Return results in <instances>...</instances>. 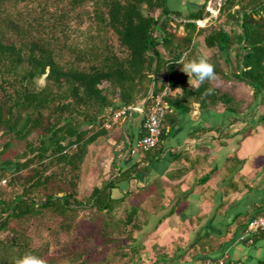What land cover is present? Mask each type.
I'll list each match as a JSON object with an SVG mask.
<instances>
[{
    "label": "trees",
    "instance_id": "1",
    "mask_svg": "<svg viewBox=\"0 0 264 264\" xmlns=\"http://www.w3.org/2000/svg\"><path fill=\"white\" fill-rule=\"evenodd\" d=\"M214 1L216 18L223 22L200 26L198 20L215 19L206 9L208 0L186 14L173 10L168 0H0V181L11 174L8 184L22 185L10 198L0 187V232L11 220L30 219L43 208L61 214L75 210L82 164L107 110L150 102L149 96L163 89V75L182 85L179 96L166 98L168 108L187 111L192 99L222 101L237 120L244 109L236 96L207 81L191 89L176 68L182 53H196L199 35L206 47L224 54L231 66L228 77L252 89L253 104L264 105V0ZM180 26L186 31L181 37ZM209 87L213 94L206 95ZM258 121H264V113ZM15 141L23 143L22 152L4 157ZM62 178L67 189L59 185V195L49 186ZM116 178L96 186L89 198L110 217ZM41 189L49 191L37 202L34 195ZM133 221L125 216L116 223L124 232ZM16 232L0 239V264H13L27 251L41 256L19 243Z\"/></svg>",
    "mask_w": 264,
    "mask_h": 264
},
{
    "label": "crops",
    "instance_id": "2",
    "mask_svg": "<svg viewBox=\"0 0 264 264\" xmlns=\"http://www.w3.org/2000/svg\"><path fill=\"white\" fill-rule=\"evenodd\" d=\"M172 1L169 6L185 14L205 2ZM199 54L182 53L178 61ZM208 54L221 70L212 85L231 92L224 54ZM159 82L164 84L158 94L164 101L182 93V85L169 74ZM236 98L244 105L237 120L222 101L201 104L192 99L187 111L168 108L161 140L147 151L132 149L145 133V112L114 118L113 110H107L81 176L90 178L89 196L118 176L110 190L112 213L134 219L123 232L132 235L124 239L130 253L123 263L264 264V231L242 238L248 222L264 214V123L256 125L247 101Z\"/></svg>",
    "mask_w": 264,
    "mask_h": 264
},
{
    "label": "rangeland",
    "instance_id": "3",
    "mask_svg": "<svg viewBox=\"0 0 264 264\" xmlns=\"http://www.w3.org/2000/svg\"><path fill=\"white\" fill-rule=\"evenodd\" d=\"M168 1L170 4V0ZM172 3L175 1L173 0ZM216 3L214 0H208L206 9L209 10V7L214 6L215 9H212L217 12ZM218 14L216 16L215 13L213 14L215 18L213 21L210 20V17H206L198 21V24L200 26L218 25L223 22V18H216ZM85 26L86 24L83 25V27ZM177 34L181 37L186 34V31L180 26L177 28ZM195 43L196 53H217V49H210L205 46L203 35L197 36ZM226 66L229 67V64ZM237 82L234 80L228 82V85H231L230 94L246 100L248 107L250 104L253 105L252 89L245 83L239 84L240 82ZM39 83L44 84V79H40ZM248 109L247 113L250 112V107ZM263 113L264 105L260 104L256 107V112L251 113L254 115L251 120L254 122L256 120L255 124L257 125L260 115ZM4 140V138L1 139V141ZM22 149L23 143L15 141L6 151L4 157H13L21 153ZM88 166L89 162L84 165L85 171ZM23 174L27 175L28 170H23ZM10 175L6 177V183L0 185L5 193L4 196L7 198L22 190L20 181L14 185L8 184ZM89 179L86 176H81L77 182L76 197L80 204H74L79 205L75 210H67L61 214L49 207L43 208L40 213L30 217V219L11 220L9 228L0 232V239L5 240L7 236L12 235L13 229L17 230L19 243H26L30 249L39 251L41 257L49 264H125L123 262L127 260L121 253L129 252V249L127 240H124L127 234L123 233L122 228L116 223L120 217H110L105 211H100L89 204L91 190V185L88 183ZM60 181H52L49 186L50 190L58 191L59 185L67 189V181L63 178ZM41 191L39 196L34 195L37 202L40 199H45V193L49 190L41 189ZM58 192L59 195L63 194L62 191ZM15 248L16 246H14Z\"/></svg>",
    "mask_w": 264,
    "mask_h": 264
},
{
    "label": "built area",
    "instance_id": "4",
    "mask_svg": "<svg viewBox=\"0 0 264 264\" xmlns=\"http://www.w3.org/2000/svg\"><path fill=\"white\" fill-rule=\"evenodd\" d=\"M217 12H213L215 13V16L218 14ZM149 98L151 101L148 103L144 100L140 103L124 106L113 111L114 118H128L134 113L145 112L144 128L146 133L137 140L135 145L132 147L133 150L138 149L146 151L154 148L160 141V136L163 130V122L168 106L160 95L155 97L150 95ZM110 126L111 124L107 123V127ZM4 183H6V179L0 181V185ZM259 231H264V214L254 217L248 222L245 234L242 238L245 236L250 238Z\"/></svg>",
    "mask_w": 264,
    "mask_h": 264
},
{
    "label": "clouds",
    "instance_id": "5",
    "mask_svg": "<svg viewBox=\"0 0 264 264\" xmlns=\"http://www.w3.org/2000/svg\"><path fill=\"white\" fill-rule=\"evenodd\" d=\"M178 64L182 66L181 71L189 77L188 83L191 87H198L206 81L211 84V82L217 79L215 65L211 62L210 56L206 52L194 56L190 60H187V62L182 58L178 61ZM179 90L181 89H177L176 91ZM213 91L214 89L209 87L205 90V94L211 95ZM13 264H47V262L41 256L27 251L15 258Z\"/></svg>",
    "mask_w": 264,
    "mask_h": 264
}]
</instances>
